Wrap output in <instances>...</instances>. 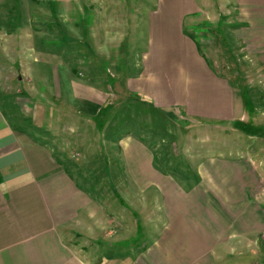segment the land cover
Returning <instances> with one entry per match:
<instances>
[{"label": "crops", "instance_id": "crops-1", "mask_svg": "<svg viewBox=\"0 0 264 264\" xmlns=\"http://www.w3.org/2000/svg\"><path fill=\"white\" fill-rule=\"evenodd\" d=\"M5 1L0 0V19ZM206 2L142 0L149 5L141 12L146 49L140 73L127 78V89L175 125L264 127L262 108L254 104L250 112L246 96H237L232 81L215 70L186 32ZM219 7L232 20L224 40L229 36L264 76V0H219ZM110 13L97 7L79 11L76 59H69L74 45L61 41L57 47L64 60L50 63L51 69H84L83 47L96 50L86 36L91 27L102 30V21L113 19ZM4 58L0 48V67ZM19 60L26 63L21 55ZM64 82L69 100L80 103L78 114L95 124L106 121L112 111L109 92L93 79L92 85L68 76ZM1 105L0 264H251L248 256L256 255L261 263L253 264H264L260 160L207 155L181 178L158 165L155 146L125 134L117 143L123 183L114 182L117 200L104 203L64 166L47 138L12 125Z\"/></svg>", "mask_w": 264, "mask_h": 264}, {"label": "rangeland", "instance_id": "rangeland-1", "mask_svg": "<svg viewBox=\"0 0 264 264\" xmlns=\"http://www.w3.org/2000/svg\"><path fill=\"white\" fill-rule=\"evenodd\" d=\"M141 2L6 0L0 19L4 38L0 48L5 51L0 67V104L12 125L47 138L64 166L78 180L83 179L82 184H90L94 190L86 187L104 203L117 200L116 181L123 183L117 143L129 133L155 146L158 165L181 178L190 176V165L207 155L246 158L250 162L254 157L262 163L258 168L264 170V127H184L136 104L139 98L128 91L126 81L140 73L146 49L141 12L149 5ZM94 7L102 13L111 12L113 19L102 21L104 30L91 27L88 32L87 45H96L94 51L83 47L88 66L83 72L71 66L51 69L50 63L59 65L64 60L57 47L61 41L74 45L69 59L75 61L77 13ZM203 12L186 25V32L201 44L215 70L232 81L237 96H246V107L252 101L262 108L264 119V99L259 98V94L264 95V76L236 45H231L229 36L228 42L224 40L232 20L222 15L219 0H207ZM50 45L56 48L54 54L49 52ZM20 55L26 63L20 62ZM66 76L86 84L93 79L97 87L111 94L107 101L112 111L106 121L95 124L77 113L80 103L69 100ZM250 119L253 123L252 116ZM252 259L248 256L251 264L261 263L257 255Z\"/></svg>", "mask_w": 264, "mask_h": 264}, {"label": "trees", "instance_id": "trees-1", "mask_svg": "<svg viewBox=\"0 0 264 264\" xmlns=\"http://www.w3.org/2000/svg\"><path fill=\"white\" fill-rule=\"evenodd\" d=\"M133 95H135V96H138V98H139V103H137L136 102V104L137 105H139L140 107H142L143 105L144 106H146V107H148V109L146 110L147 112H148V110H150V112H152V113H155V114H161V116H164V115H162V113H160V111H159V109H157L156 107H154L151 103H148L147 101H144L139 95H137L136 93H132ZM251 100V99H250ZM250 100H248V101H250ZM247 101V102H248ZM249 105V106H248ZM247 105V107L246 108H248V110L250 111V112H253V106H254V104L252 103V101H251V104H248ZM164 117H166V116H164Z\"/></svg>", "mask_w": 264, "mask_h": 264}]
</instances>
